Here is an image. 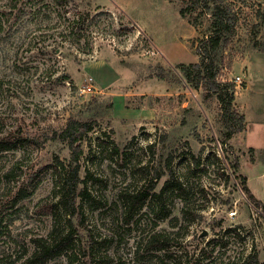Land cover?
<instances>
[{"label": "rangeland", "instance_id": "obj_1", "mask_svg": "<svg viewBox=\"0 0 264 264\" xmlns=\"http://www.w3.org/2000/svg\"><path fill=\"white\" fill-rule=\"evenodd\" d=\"M187 1L0 0V129L18 141L16 150L0 156L1 255L32 252V239L47 238L55 215L68 218L53 208V167L70 164L71 151L56 136L74 118L95 124L79 162L76 207L85 222L76 229L78 239L86 242L91 234L101 243L98 264H234L253 247L264 263V0H209L210 7L216 1L227 7L236 33L216 66L217 80L199 86L197 73L189 80L181 65L200 62L213 16L203 4L182 17ZM34 4L48 6L51 18L28 14ZM74 17H87L78 43L61 35ZM230 85L244 128L227 139ZM169 156L185 190L165 196L170 217L161 220L155 195L168 180ZM242 178L260 206L243 190ZM85 188L88 197L81 194ZM124 192L128 200L120 199ZM155 223L156 231L181 228L170 235L167 261L135 253Z\"/></svg>", "mask_w": 264, "mask_h": 264}, {"label": "trees", "instance_id": "obj_2", "mask_svg": "<svg viewBox=\"0 0 264 264\" xmlns=\"http://www.w3.org/2000/svg\"><path fill=\"white\" fill-rule=\"evenodd\" d=\"M38 2V1H37ZM205 5L207 8L212 9L213 16V32L201 42L199 47L200 56L199 63H192L188 66L181 65L185 69L186 77L191 80L193 71L197 73V86H199L200 81L207 82L208 80L216 81V75L219 73L216 66L223 63V52L226 47L231 43L233 36L235 35V27L227 19L229 16V11L227 7L224 6L221 2L216 1L213 7H210L211 2L209 0H189L186 5L181 7L180 14L182 17L186 18L188 14L196 11L199 6ZM17 7V6H16ZM15 7V8H16ZM47 7L40 6L36 4L31 6L30 11H26L28 14L33 15V17H40L44 15L43 18H51L52 13L49 15L47 12ZM20 13H26L24 9ZM26 13V14H27ZM87 17H74L73 19L67 18V27L65 32L61 35L63 39H70L72 41L80 42L86 35L84 31L86 30ZM66 20V18H65ZM20 68V67H19ZM67 78V77H66ZM205 90H209V85L207 83L202 85ZM232 88L225 95L229 98L227 102L224 99V95H219L220 101L223 103L226 102L225 109L227 113H231V117L227 118V113L224 115V123L227 132L225 133V138L230 139L231 136L235 133L241 132L244 128V118L236 113L232 109L233 102L235 101V86L230 85ZM95 124L89 121H80L74 118L68 120L65 128L56 136L57 139L66 143L71 151V161L69 166H65L63 163H57L54 165V173L57 179V196L58 201L53 208L57 210H63L68 218L62 220L55 215L53 222V227L47 236V238H34L32 239L33 251H25L21 255L17 253L9 255V259L5 255L0 254V264H16V262L26 259L28 264H50L51 262L57 260L60 257L65 259V264H98L104 258L96 250L99 243V240H96L91 234L88 235L87 241L84 242L81 239H78L77 234L79 231L76 229L78 226L84 225V216L83 213L77 215L76 207V196L78 192V186L81 182L80 179V166L79 162L83 155L84 143L88 140L89 135L94 131ZM5 131L0 129V156L9 153L17 149V142L9 138V132L4 133ZM113 150L116 153L120 152L118 146H114ZM173 157L169 156L166 160L165 166L169 170L168 180L164 183L162 189L159 193H156L158 200L156 213L161 220H166L170 217V213H165L166 211V201L165 196L172 191L176 193V197H181V194L184 192V187L179 181L173 171ZM232 171L234 173L238 172V161H231ZM9 172V171H8ZM8 173L5 174L8 177ZM164 175L163 171L157 172L155 177L152 179L150 188H156L158 181ZM88 173L86 174V179L82 182L85 183L88 179ZM241 178V177H240ZM243 190L247 193L249 199L253 201L256 206H260L261 202L258 201L254 195L250 192L248 186L246 185V179L242 178ZM83 196L88 197L89 193L87 188H85L82 193ZM130 194L124 192L120 199L128 200ZM128 202V201H127ZM135 201H132L130 205V211H127L125 214V224H130L131 211L134 208ZM172 214V211H171ZM174 220L179 221L178 217H174ZM171 219V220H173ZM76 221V223H75ZM159 225L155 223L154 229L148 234L144 235L141 240L138 241L135 249V253L140 255L143 253V256L146 254H152V257L156 262L167 261L170 257H173L171 253L172 243H170L173 235H180L181 228L178 231L173 233H167L166 231H156ZM173 228L178 227V223L172 225ZM2 226L0 225V239L4 235ZM215 240V239H214ZM219 241L216 239L214 243ZM215 250V247H214ZM212 252V251H211ZM210 252V253H211ZM207 253V252H206ZM29 254V255H28ZM142 256V257H143ZM144 258V257H143ZM234 264H264L259 260L258 252L253 247L249 255L241 257Z\"/></svg>", "mask_w": 264, "mask_h": 264}, {"label": "built area", "instance_id": "obj_3", "mask_svg": "<svg viewBox=\"0 0 264 264\" xmlns=\"http://www.w3.org/2000/svg\"><path fill=\"white\" fill-rule=\"evenodd\" d=\"M90 80H92V78H90ZM235 82H236L237 85H240V84L242 83V79H241V77H239V76L236 77ZM89 90H91V87H89Z\"/></svg>", "mask_w": 264, "mask_h": 264}]
</instances>
